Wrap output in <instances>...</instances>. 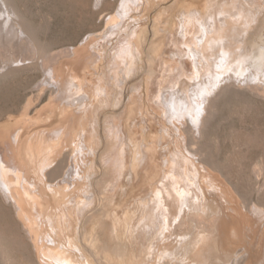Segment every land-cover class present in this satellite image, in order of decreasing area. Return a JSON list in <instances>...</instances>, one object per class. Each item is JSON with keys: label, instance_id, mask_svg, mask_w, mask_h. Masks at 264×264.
Returning <instances> with one entry per match:
<instances>
[{"label": "rangeland", "instance_id": "1", "mask_svg": "<svg viewBox=\"0 0 264 264\" xmlns=\"http://www.w3.org/2000/svg\"><path fill=\"white\" fill-rule=\"evenodd\" d=\"M207 1L150 0V2H146L142 12L135 11L128 16L121 30L118 27L108 26L110 17L115 16L120 8L119 0L11 1L14 3H12L13 6L17 5L14 9L20 10L17 12L22 14V17L26 16L23 18L26 22H23L29 26L31 37L33 35L37 37L38 40L33 36L38 44V49L41 45L43 52L38 53L36 50L33 60L28 59L30 56H25L27 65L21 68H13L20 62L13 63L12 67L11 65L5 66L3 68L4 73L2 72L3 74L0 75V132H5L4 135L3 133L0 134L1 155L6 157L4 158L5 161L11 165L20 166L22 164L21 167L25 176L32 183H35V180L38 183L42 180L39 184L41 185L43 182V187L46 181L55 185L61 178L57 180V176L48 172L47 176L40 179L41 176H35L32 173L33 168L39 167L40 164L43 165L47 161L51 162L59 156L62 150L67 152L71 146L74 147L75 139H79L78 133L83 128L90 133L92 130L94 131L92 134L89 133V136L93 139L96 151L87 159L93 161L96 172L89 181L88 187L84 186L82 189L91 193L90 195L92 193L95 195L92 197L94 202H91L92 199L90 202L84 199L86 194L79 192L90 205L81 204L84 208L82 207L81 211H77L79 215L74 214L76 217L74 220H57L55 230L44 229L45 233L49 231L54 235L55 241L60 246V251L66 255V248L74 246L77 248V250L74 249L75 252L80 256L84 255L91 264H164V262L167 264L168 260V264L171 262L172 264L179 262V264H186L190 259L184 260L188 255L180 244L182 241V244L188 243L187 240V242L184 241V236L187 237L199 231L195 229L196 221L193 214L204 212L205 204L201 202L200 208L196 207L192 211L187 209L185 217L182 220L179 217L181 222L176 218H171V215L168 214L169 224L164 221V217H167L164 204L161 207L160 204L155 205L158 202L157 192L160 189L164 190L166 186L165 181L169 175L171 152L184 143L183 146H180L182 149H186L185 147L188 145L187 142H184V138V140L182 138V140L177 139L176 137H179L176 136L177 134L175 138L174 136L172 138L165 133V123L167 125L169 123L165 113H162L164 111H161L162 108L158 107L160 109H157L159 105L153 104L155 99L154 97L151 98V94L158 88L162 89L165 82L171 80L175 75L179 77L178 74L181 73L177 63L175 61L172 63L173 60H170L176 58V53H180L181 57L184 56L183 50L186 46L183 45L178 34L180 33L178 28L181 12L184 8H189L191 3L194 4L193 9H195L194 7L203 9V4ZM227 1L231 2V0H209L207 6L209 5L208 8H210L202 11L204 16L207 17L216 13L217 2L223 6ZM254 13L255 22L243 34L244 39H248L249 43L254 42L259 29L264 28V11L259 13L255 10ZM216 16L219 24V19L222 16L218 13ZM128 25L129 27L126 28ZM112 30L116 32L112 34ZM134 31L137 32L136 35H133ZM130 39H132L131 43L129 42ZM137 39V44L133 43ZM5 43L0 46V57L6 58L14 55L18 60L24 58V52L21 49H12L14 48L12 44H8L6 41ZM7 46L11 47L12 50ZM1 49L4 50L1 51ZM5 49H8L7 53ZM132 50L134 62L132 65L124 67L122 58H127ZM15 51H20V54ZM73 53L76 55L71 56ZM206 53L210 58H213L211 51H206ZM47 55L57 58L62 63L61 72L64 78L68 77L72 82H78L83 78L84 88L88 95L93 96L97 88L104 89L103 91L107 88L109 93L104 103H100L98 109H91L92 106L90 105V113L87 114L85 111V114L84 112L81 113L80 117L79 109L75 106L73 114L68 119L59 118L62 115L61 112L68 109L69 92L57 88L54 82L47 78L48 68L42 67L44 58L42 56ZM50 57L46 60H49ZM187 59L188 56L184 60ZM159 60H162L161 65ZM167 60L168 64L171 62L170 66L167 65V67L174 66V68L171 67L173 71L170 68L172 72L165 65ZM164 61L165 64H163ZM154 72L159 73L155 75ZM165 72L169 74V80L167 79L162 83L163 80L161 82L159 80H161L163 73L167 75ZM122 73H128V77L119 81ZM229 74L232 78L227 77L226 81H234L245 88V82L240 81L233 72ZM164 75L163 78H167ZM204 75L205 78L210 76L207 68ZM185 80L188 81L186 77ZM156 81L160 83L157 84ZM250 81H253L252 78ZM168 84L166 83L165 90L170 87ZM162 90L164 91V89ZM158 92L154 94H158ZM154 94L152 95L154 96ZM254 94L239 90L238 93H230V96L226 94L223 96L224 99L221 98L223 101L221 100L222 104L219 101L218 114L216 113L211 120L210 126L208 125L209 127H207L204 138L199 145L202 158L198 156L204 161L203 165L201 164L203 166V168L201 167L202 177L214 176L213 179L224 182L226 185L222 184L226 188L228 186V192L232 190L229 193H233L234 198L237 197L236 200L246 213L250 209L251 211L264 209V98ZM50 106H53V113L57 117L56 120L52 118V121L60 120L52 129V123L50 124L46 120L49 117L48 109ZM217 115L219 116L217 117ZM38 117L45 120L46 124L49 123L50 126L42 123L36 124L34 121H37ZM23 118L26 120L23 121ZM33 118H35L34 121ZM80 120L83 121L84 127H82ZM88 124H90L89 127ZM162 130L164 131L161 132ZM21 131L26 139L23 140V145L19 146V142L15 138ZM170 132L168 130L169 134ZM161 133L166 136H162ZM61 135L63 138L60 145L50 147L52 142ZM171 139L180 140L181 143L175 144L177 141L174 140L173 142ZM6 140L7 142H5ZM1 143L6 146L1 145ZM186 150L185 154H188ZM17 154L26 160L22 163L18 162L14 156ZM79 158V164L82 167V169L79 167V171L83 172L86 164L82 161V155H79ZM19 163L21 164L19 165ZM76 194H70L72 196L70 201H75ZM207 196L209 201H212V203L209 202L212 209L217 214L219 213L217 222H215L216 226L220 221L219 219L224 216L222 213L228 212V210L224 209L221 203L218 204L215 199H212V196L210 197L209 194ZM45 197H49V195H45ZM3 201L0 195V251L2 255H5L4 257L8 259L10 264H26L28 260L33 264H38L30 237L15 216L17 215L16 209ZM159 207L163 209L164 214ZM154 209L156 210L153 213L155 215H152ZM188 215H191L189 222L192 223V229H187L186 218ZM172 219L174 220L172 221ZM260 224L259 233L260 237H263L264 223ZM162 225H166L164 226L165 234L167 232L168 237L160 233ZM169 225L170 232H168ZM210 230L212 235H217L215 230ZM216 239L218 240L217 236ZM257 239L256 245L249 246L251 250L249 262L251 264H264V253H262L264 252V243L260 241L262 239ZM158 240L161 242L158 243ZM219 246L220 243L217 246L214 244L209 249L210 264L227 263L226 258L221 255V246ZM153 248L155 251H151ZM240 248H238V251L240 250L239 257L234 256L228 264H240L239 260L243 255L241 254L243 248ZM172 250L177 255L173 254ZM180 250L184 253H181ZM147 251L151 253L149 254ZM168 251L172 252L171 255L174 257L165 256L170 254ZM163 252L166 254L164 255ZM74 256L77 257V255ZM218 256L222 261L224 258L225 262L222 263L218 260ZM164 257L167 258L166 261H164ZM160 258H164V260ZM62 259L58 261L52 258L50 260L55 264H68ZM175 260L176 262H174ZM190 261L187 263L196 264L194 261H191L192 263Z\"/></svg>", "mask_w": 264, "mask_h": 264}, {"label": "bare ground", "instance_id": "2", "mask_svg": "<svg viewBox=\"0 0 264 264\" xmlns=\"http://www.w3.org/2000/svg\"><path fill=\"white\" fill-rule=\"evenodd\" d=\"M11 1L12 0H0V46L6 41L8 44H12V46L14 47L12 49H21L24 52H21L24 54V58L21 56L22 59L19 58L18 60L14 57V55L6 58L0 57V75L4 73L3 68H5V66L8 67L11 65L12 67L13 63L20 62L16 66H13V68H21L27 65L25 62V56L28 55L27 57L30 56L28 59L33 60L37 52L36 50H38V53L43 52V50H41V45H39L40 49H38V44L34 40V38L37 39V37L33 34L32 35L34 36V38L33 36L31 37V31L28 28L29 26H27V23H24L26 21H24L23 18H26V16L22 17V14L18 13L20 12V10L14 9V7H16L17 5L13 6V2ZM119 2L120 8L117 10V14L115 16L110 17L108 26L118 27L119 30H121L126 22V19H128V16H130V14L135 11L142 12L146 2H150V0H119ZM208 2L209 0L207 1V3L203 4V9H198L199 7H194L195 9H193L194 4L192 5L191 3V5H189L190 7L192 6V9H190V7L184 8V10L181 12V15L179 16L180 26L178 28V30H180V33L178 34L182 39L183 45L186 46L183 50V57L185 59V57L188 56V59L186 61L182 59L183 57H181L180 53H176L178 57L175 55L176 58L170 59L173 60L172 63L174 61L177 63V67L179 71H181V73L178 74L179 77L173 75L174 77L171 80L168 79V75L173 71V69L171 68L173 65L171 67H167V65L170 66L171 62L170 64H168L167 60L165 64L164 61L163 64L166 65L167 69L171 68L172 71L170 69V72L168 71L169 74L165 72V74L167 73V75H164L163 73V75L167 76V78H163V75L160 74L162 75V77L160 76L161 80L159 81L161 82L163 80L162 83L167 79L169 81L165 82V85H162L163 87L161 86L164 91L158 88L159 92L158 89L157 91H155L158 92V94H154L155 92L152 93L154 94V96L151 94V98L154 97L155 99V102L153 101V104L156 103L159 105L157 106V109L162 108L161 111H164L162 113H165V117L170 124L167 125V123H165V133L170 135L171 137L174 136V138L176 136H179L176 137L177 139L184 138L185 140H187L185 141L183 139L184 142H187L188 146L190 145V147H185L188 150L182 149L180 147L185 144L184 142V144L180 146L177 145L178 147L175 145L177 148H174L173 152H171L172 156L170 158L171 160L169 161V175L165 181L166 186L164 190L160 189L157 192L156 198L158 199V202H156L155 205L158 206V204H160L161 207L162 204H164V209H166L165 215L167 216L166 218L164 217V221L168 222L170 219V215L171 218H176V220H179L180 217V220H182L185 217L187 209L192 211V209L195 210L196 207H199V204L201 202L205 204L204 212H196L195 214H193V218H195L194 220L196 221L195 229L199 231L197 233H193L190 236H184V241L187 240L189 244L187 243L185 245V242L184 244H182L183 241L180 244V246L182 245L184 247L186 255L193 256V259H191V256H186V259L184 260L190 258L187 262L191 260L196 264H210V256L208 255L209 249L212 248L214 244L217 246L218 243H220L222 250H220V252H222L221 255L227 260V263L225 264H228L229 261L233 260L234 256H238L240 254V250L238 251V248L240 247L243 248V250L241 251V254L243 255L239 260V263L251 264L249 262L251 251L249 246L256 245V240L258 241L257 238H259V240L262 239L260 241H263L264 243V230H262L263 237H260L259 233V226L261 225L260 223H264V209H255L253 211H251L250 209L249 211L251 212H244L238 200H236L237 197L234 198L235 195H233V193H229L232 192V190L228 192L229 188L228 186V189L225 187L226 184L224 182L213 179V175V177H202L201 169L203 168V166H201V164L204 161H202L201 159L202 153L199 150V145L201 143V140L204 138L207 127L210 126L209 124L211 123V120H213L216 113L218 112L217 110L220 106L219 101L222 100L221 98H223V96H225L226 94L229 95L230 93H238L239 90H243L249 91V93H255L261 98H264V28L262 27L259 29V31L257 32V37L252 43H249L248 39H244L243 37V34L248 31L249 26L251 27V24L256 20V16L254 13L255 10H257L259 13L264 11V0H231V2L227 1L223 6H220L219 2H217L215 11L220 16H222L219 19V24L216 13H214V15L210 14L207 17L204 16L202 11L210 8H208L209 5L207 6ZM128 27L129 25L126 28ZM115 32V30H112V34H114ZM32 33L34 32L32 31ZM136 34L137 32L134 31L133 35ZM131 40L132 39H130L129 42ZM137 41L138 39L136 41H133V43L135 42V44H137ZM9 48L11 49V47ZM8 49H5L6 53ZM2 50L4 49H1V51ZM206 51H211L213 58H210ZM16 53L20 54V51H17ZM75 55V53L71 54V56ZM48 57H50V55L42 56V67H44L45 69L48 68L49 71V73L47 74V78L51 82H54L57 88L63 91L67 90L69 92L68 98L70 99V102L67 105L68 109L63 110L61 112L62 115H60L59 118L68 119V117L73 114L75 106H77V108L79 109L78 114L80 117L81 113L84 112L85 114L86 111L88 114V112L90 113L91 109H98L100 103H104V100L107 99L109 93L107 88L105 89L106 92L103 91L104 89L97 88V91L93 96L88 95L84 88L83 78H81V80H79L78 82H72L68 77L64 78V75L61 72L62 63L55 57H50L49 60H46ZM161 61L159 60V63ZM133 62L134 54L132 50L131 54L127 58H122V63L124 64V67H127L129 65H132ZM165 65L164 68L166 70ZM206 68L210 73L209 77L206 76L208 78H205L204 75V71L206 70ZM231 72H233V74L237 76L240 81L245 82V88L234 81H226L227 77H229L230 79L232 78V76L229 74ZM154 73L156 75L159 72ZM126 77H128V73H122V75H120L119 81L123 80ZM185 77L188 79V81L185 80ZM250 78H252V82L250 81ZM114 80L116 79L114 78ZM166 83L170 84L168 85L171 87V89H169L170 87H168L167 90H165ZM222 101L220 104H222ZM90 105L92 106L91 109ZM53 109V106H50V108L48 109L49 117L46 114V116L48 117V119L46 118L47 122H49L50 124L52 123L51 129L55 128L60 121H52V118H55V120L57 118L55 117L56 114L53 113ZM218 116L219 115H217V117ZM34 119L35 118H33V121ZM81 119L83 120V117ZM25 120L23 118V121ZM85 120L87 122V119ZM34 122L36 124L42 123L44 125L47 123L45 120L40 119V117H38L37 121ZM80 122L82 125L83 121L80 120ZM212 122L214 123V121ZM49 123L46 125H49ZM89 125L90 124H88V127ZM82 127H84V125H82ZM88 130L90 129L88 128ZM168 130L169 132L171 131L170 134L168 133ZM163 131L164 130H162L161 132ZM93 132L94 131L92 130V132L90 133L89 131L85 130V128H83V130H80V132L78 133L77 137H79V139H75L74 147L71 146L67 152H63L62 150L59 153V156L57 158H54L51 162L47 161L43 165L40 164L39 167L33 168L32 173L35 174V176H41L40 179H43V177L47 176L48 172H50L51 175L57 176V180L61 178V180H58L55 185L51 184V182L49 183L48 181H46L48 183L45 182V186L43 187V182L41 183V185L39 184L42 180L39 183L36 180L35 183H32L25 176V173L23 172L21 167L22 161H25L26 159L24 160L23 158H21L20 154H17L18 156L14 155L17 157H15V159H18V162H21L19 163V165H21L15 166L13 162V165H11V163L9 164L7 161H5L4 158L6 157L1 155L0 152L1 198L4 200L3 202L7 203L8 206L11 205L16 209L15 213L17 215L15 216L18 218L19 222L22 224L23 228L30 237V242L35 251V257L37 258L38 264H55L50 260L52 258L58 261L63 258L62 260H65L68 264H91L87 259H85L84 255L80 256L75 252L74 249L77 250V248L74 246L66 248L67 255L64 252H61L58 242L55 241L54 235L49 231H47L48 233H45L44 229L51 228L52 230H55L57 220H74L76 218L74 214H76V216L79 215L77 211H81L82 207L84 208V204L90 205L89 202L91 199V202H94L92 198L94 194L92 193V195H90L91 193H89L88 191L82 190L84 186L88 185L89 181L92 179L94 173L96 172L94 168L95 164L93 165L92 163L93 161L87 159L89 155L94 154L96 151L93 139H91V136H89V133L92 134ZM2 133L4 135L5 132H0V134ZM161 134L162 136H166L163 133ZM23 137L24 135L22 131L16 135L15 139L19 142V146L23 145L25 141L24 139H26L25 137ZM62 138L63 136L61 135L58 139L54 140L50 147L52 145H60ZM177 139H174L175 142L177 141L175 144L181 143V141ZM171 140L174 142L173 139ZM5 142H7V140ZM2 144L4 143H1V145ZM194 145L196 146L191 148ZM9 146L11 147V145ZM185 150L188 154H185ZM3 151L5 150L3 149ZM79 155H82V161L86 164V170L84 169L83 172L79 171V167L81 166L79 164ZM198 156H200L201 158ZM197 163H199L200 165H197ZM80 169H82V167H80ZM40 179L37 180L39 181ZM222 183H224L225 185ZM87 189L89 190V188ZM76 192L78 193L76 194ZM79 192L84 193V195L86 194L85 196L83 195L84 197H86L84 199L88 200L89 202H86V200L83 199L82 195H80ZM233 192L235 193V191ZM70 194H76L75 201H70L72 198ZM208 194L210 195V197L212 196V199H215L218 204L221 203V206L224 209L228 210V212L226 211L227 213L225 211L222 213V215L224 216L219 219L220 221L216 226L215 222H217L216 220L219 217V213L217 214V212L212 209L209 203H212V201H209L210 199L207 196ZM45 195H49V197H45ZM52 198L54 199L51 200ZM233 198L235 199V201ZM215 200L214 202L216 203ZM153 201L155 202V199ZM81 204L83 205L81 206ZM153 207L154 205L151 208L152 210ZM155 211L156 210L154 209L152 215H155L153 214ZM161 211L162 213L164 212L163 209ZM172 215L174 216L172 217ZM190 216L191 215H188L186 218V221L188 222L187 229H192V223L189 222ZM174 219H172V221ZM170 223L172 222L170 221ZM167 224H169V222ZM170 225L168 229L170 228ZM164 226L166 225L161 226L160 233L167 236V232L165 234ZM210 229H213L217 232L216 236L218 240L216 239V236L212 235ZM168 232H170V229ZM28 235L27 238H29ZM44 239L46 240V242ZM160 242L161 241H159L158 243ZM170 246L172 248V244ZM154 248L151 251H153ZM181 249L183 250V248ZM184 251L182 252L184 253ZM171 253L172 252L167 255L163 252L164 255L166 254L165 256H170ZM173 254H175L174 251ZM74 255H77V257H75ZM4 256L0 251V264H10L8 259ZM171 256L174 257L173 255ZM219 256L218 260H220L221 257ZM172 257L170 258L172 259ZM164 258L160 259L164 260ZM166 259L167 258H165L164 261H166ZM224 260L225 259L223 258V261ZM220 261L223 263L222 260ZM27 262L31 263L29 260ZM27 262L26 264H28ZM167 262L169 263V260ZM174 262H176V260ZM187 262L186 264H189Z\"/></svg>", "mask_w": 264, "mask_h": 264}]
</instances>
